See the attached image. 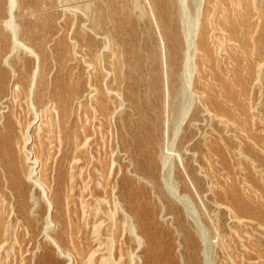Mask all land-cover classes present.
Instances as JSON below:
<instances>
[{"label":"rangeland","instance_id":"obj_1","mask_svg":"<svg viewBox=\"0 0 264 264\" xmlns=\"http://www.w3.org/2000/svg\"><path fill=\"white\" fill-rule=\"evenodd\" d=\"M104 1L4 0V8L0 11V138L6 131V121H12L13 130L11 150L0 146V264H183L180 255L189 253L178 245L176 227L179 223L185 224V228L189 224L192 227L198 225L209 240L229 242L224 249L217 246V255L216 252L213 254L217 264L228 262L225 252L232 254L236 264H264V50L258 52L253 46V39L263 31L264 0L259 1L261 9L259 6L250 8L247 50L241 45V38H228V31L221 27L222 22L227 27L229 20H238V6L233 10L231 5L237 0H224L217 7L219 10L216 8L214 29L209 38L211 45L214 44V55L211 62L203 60L204 70L207 68L210 72L203 70L206 72L203 79L202 73L197 74L199 69L195 71L191 87L193 92L201 95L203 102L198 103V117L183 127L177 139L180 140L187 131H192L195 136L185 143L186 147L173 148V152L180 154V160L175 159L180 172L176 169L172 180L163 183V188L167 187L164 190L169 191L168 187L174 185L179 192L178 199L167 196L173 207L164 200L160 202L157 194L149 186L143 187L145 183L138 179L133 186L121 182L123 175L133 172V163L120 143L117 126L121 117V121H138V114L125 94L131 91L132 85L129 76L131 55L125 51L117 54L118 49L122 50L121 44H115L106 33L109 31L106 23L95 26V30L90 27V21L100 19V11H94V5ZM125 1H128L131 22L137 31V47L145 56L144 45L150 38L159 53V31L163 30L150 14V5L146 0ZM198 2L187 0L185 9L179 8V31L183 36L194 24ZM177 4L179 7L180 0ZM207 4L210 5L204 0L201 16H197L202 20ZM223 4L227 9L222 8ZM151 9L157 17L152 1ZM226 15L228 20L225 21ZM84 28L92 32V37L101 45L98 43L93 50H87L77 42L75 37ZM242 30L243 27L238 25V31ZM197 52L199 58L201 51ZM97 64L102 70L100 85L104 92L110 90L108 102L114 100L117 103L113 102L114 107L118 105L115 112L109 113L108 119L101 115L95 118L90 102L88 104L83 96L87 91L98 92L93 84ZM158 68L161 78L165 79L164 67L159 64ZM62 79L70 84L65 91L59 82ZM74 82L80 96L73 103L76 124L89 122L87 143L79 142L81 148L87 146L89 149V155L86 154L89 164H82L84 155L73 157L71 105L68 103L60 110L56 101L73 90ZM146 87L142 83L138 92H149ZM206 92L213 93L212 101ZM203 103L211 109L206 110ZM216 104L221 108L219 111L213 107ZM84 105L89 107V112L82 111ZM173 129L174 125L169 127V137L173 135ZM99 162L104 164L106 178H98L95 172ZM7 165L17 170L16 184L22 187V199L7 173ZM75 165L77 178H72ZM86 171L91 175L90 178L87 175L82 184L78 176ZM93 173L96 179H93ZM94 186L100 189L98 194L94 193ZM146 206L154 209L159 228H153L147 221ZM161 208L167 218H162ZM178 218L181 221L177 224ZM152 232L154 239L147 237Z\"/></svg>","mask_w":264,"mask_h":264},{"label":"bare ground","instance_id":"obj_2","mask_svg":"<svg viewBox=\"0 0 264 264\" xmlns=\"http://www.w3.org/2000/svg\"><path fill=\"white\" fill-rule=\"evenodd\" d=\"M146 1H147L146 3H148L150 5V12H151L150 14L153 16L154 20L156 18V22L161 25L162 30H163V31H161V30L159 31V32H161L160 33V41H161V44H160L161 47L160 48H161V51L159 53L156 52V47L154 46V44L152 45V42H151L150 38L146 39V42H145V45H144V47L146 48V52L144 51L145 52V56H143V50L137 47V45H136L137 44L136 43V41H137V39H136L137 31H135V29H134L135 26L131 22L130 6L128 4V1H125V0H105L104 3H98V4L94 5V9L93 10L94 11H100V19H95L93 21V23L90 21V27L92 29H94L95 26H97V25L99 26V24H101V23H106L108 25V28H109V31L106 32V33L110 36V38H112L115 41L114 42L115 44H118V45L121 44L122 50H120L121 48L118 49L116 51L117 54H118L119 51H122V52L125 51L126 54H130L131 58H132L131 59L132 60V64H131V66H129L130 67L129 76L131 77V81H132V85L130 84L131 85V91L127 92V93L125 92V94L128 97L129 102L132 104L135 112L138 114V121L133 122L130 119H127L126 121L125 120L121 121V118H122L121 117L119 119V126H117V128L120 131V137H121L120 138L121 139L120 143H121L122 146H124L126 148V153H127L128 157H129V159L131 161V164L133 163L132 165H133V172L134 173L132 171H130V172H128V174L123 175L122 178H121V182L124 185L133 186L135 184L134 183L135 179H138L139 181L145 183V185L143 187L149 186L150 189L154 193L157 194V196L156 195L155 196L159 199L160 202L162 200H164V201L167 202L168 206L173 207L171 200L170 199L168 200L167 196H170V198H171V196H173V198L175 197V198L178 199L180 197V195H177L179 192H177V189L175 188L174 185H173V187H168L169 191L167 190L168 191L167 192L166 190H164V188L166 186L163 188V183L166 182L168 179H169V181L172 180L173 174L175 175V173H176V169H177L178 173L180 172V168L178 167L177 161L175 160L176 157H178V156L180 157V154L179 153L176 154V151L173 152V148L178 147V146H180V147L185 146V143L188 140H190L193 136H195V135H193L192 131L190 133H187L188 131L186 130L187 132H185L184 135L182 134L183 137L180 140H178L179 139L178 138L179 134H181V132L183 130V127L187 126V125L189 126L190 125V121L191 120L194 121L193 119L198 117L197 116L198 115L197 110L199 108V104L198 103L199 102H201V103L203 102V100L200 97L201 95L199 93L193 92V89H191V87L193 85V78H194L193 76H196V75H194V73L198 69H199V71H197L198 72L197 74L200 75V73H202L200 76L203 77V79L206 76V72L203 73V70H204V68H203L204 64L203 63L207 62V61L211 62L212 57L214 55L213 54L214 52H212V51H214V50H212V47L214 46V44L212 46L211 43H210V40H209L210 32H212V30L214 29V28H212V26L214 24L213 15H214L215 12H217L216 8L220 4H222L224 0H207L210 3V5L207 4L209 6H207L205 8V10H204L203 20H202L201 17L200 18L197 17L198 15L201 16V13H202L203 10L200 11V8L202 7V5L204 3V0H199L198 5L196 6L197 7L196 8L197 9V13H196V17L194 19L195 20L194 24L192 26L190 25L191 27L188 30L185 31L186 34L184 36L181 35V33L179 31V21L178 20L180 18V16H179V8L182 7V8L185 9L184 6H185V3L187 2V0H180L181 4H179V7H178V4H177V1H179V0H146ZM151 1L155 3V13H156L158 18L155 17L154 10L151 9ZM259 1L260 0H237L236 3H234V2L232 3L231 2L232 3L231 5L234 6L233 10H235V7L238 6V9H237L238 12H237V10L235 11V12H237L236 15L238 16V20H236V19L234 21L229 20L228 24H227L228 25L227 27L224 26L225 23H223V22L221 23V27L222 28L224 27V29H226L228 31L227 34L230 36L228 38H231L233 40H236V39L239 40V38H241V40H239V41H240L241 45L244 47L245 50H247V27H249V23H250L247 18H248V15H250V8L252 6H255L254 7L255 9H256V6H259L258 8L261 9V5L259 4ZM4 5H5L4 0H0V11L4 8ZM9 5H11L10 1H9ZM241 7H242V9H241ZM222 8L225 10V9H227V6L225 8L224 4H223ZM230 8H232V7H230ZM217 9L219 10V8H217ZM181 10H183V9H181ZM259 11L260 10H258V12ZM102 14H103V17H101ZM181 14L183 15V12H181ZM255 15H257V14L255 13ZM82 18H85V17L83 16ZM85 19H87V18H85ZM181 19H182V17H181ZM224 20L225 21L228 20V15L225 16ZM224 20L222 19V21H224ZM181 21H184V20L182 19ZM218 21H220V20H218ZM5 22L9 23L7 20ZM126 24H128L127 28H125ZM238 25L243 27V30L241 32L238 31ZM155 27H156V25H155ZM181 27H182V25H181ZM218 27H219V24H218ZM183 28H181V29H183ZM262 30L263 31L258 36V38L257 39H253L254 42L252 41L254 43L253 46H255L254 49H256V51H258V52H263V50H264V26H263ZM182 32H184V31H182ZM216 32H218V30ZM91 33L87 29L84 28V29H80L78 31V33H77V36L75 37L77 39V42H79L82 45H84L87 50H93L92 47H94L95 45H97L99 43L98 40H96L95 38L92 37ZM96 34H97V32H96ZM212 35H213V33H212ZM221 35H223V34H221ZM104 37H106V36H104ZM249 37H250V35H249ZM213 40L211 39V41H213ZM235 42L236 41H234V43ZM215 43H218V42H215ZM230 45H233V44H230ZM79 46H81V45H79ZM197 50L201 51V55L199 56V58H197L198 57ZM83 53L84 52H82V54ZM230 54H231V52H230ZM230 54H228V55L230 56ZM196 58H197V60H196ZM79 59H80V56H79ZM258 59H259V57H258ZM203 60H205V61L203 62ZM78 63H77V65H78ZM91 64H93V63H91ZM110 64L112 65L113 63H110ZM159 64H160V66L162 65V68L164 67L163 72L165 71V79L161 78V73H160V70L158 68ZM116 66H117V64L115 62V67ZM90 67H92V66H90ZM99 68L100 67L97 64L96 67H95V69H97V71L96 72L93 71V72H95L94 73L95 83H93V84L97 88L98 92L94 93V92H88L87 91V93L83 94V96L85 97V100L88 102V104L90 102L89 106L91 105L90 109L93 111L92 113L94 114L95 118L97 117L96 115H101V117H104V119L105 118L108 119L109 113L111 111L115 112L116 108H118L117 107L118 105L114 107V105H113V102L115 103L114 100L112 102L109 101L110 102V104H109L107 99L111 97L110 96V90H109V92H107V91L104 92L103 91V89H102V87L100 85V77H102V74H101L102 70H100ZM144 68L145 69L147 68L146 71H143ZM111 69H112V67H111ZM118 70H120V69H118ZM206 70H207V68H206ZM206 70H204V71H206ZM208 72H210V71H208ZM115 74H116V72H115ZM103 75H106V74H103ZM122 75H124V74H122ZM207 78H208V76H207ZM225 79H227V78H225ZM200 81L202 82V84H204L202 79ZM59 82L62 85L64 91H65V88L67 87V85H70L68 82L64 81L63 79L61 81H59ZM86 82H88V81H86ZM102 82H103V79H102ZM142 83L144 85L145 84L147 85L146 88L148 89L149 92H142V94H140L138 92L139 91V87H140V85ZM214 83H218V82H214ZM94 85H92V86H94ZM194 85H195V83H194ZM73 87H74L73 90L71 92H68L66 97L62 96L63 98L56 99V101L58 102V107H59L60 110L64 109V106L66 104H68V103L71 105V109L73 110L72 111L73 116L71 117L72 118V123H73V125H72L73 126L72 127L73 157L77 158V156L84 155L82 164H86V163L89 164L90 163L89 162V156H88L89 153H90L89 149L86 148L87 146L81 148L82 140H84V145L87 143V136L89 135V132H90L89 127H87V124L89 122L86 123V121H82L81 125H79V126L76 124V121H75V118H74L75 117V113H74L73 103H74L75 99L78 100V98L80 96L78 95L79 92H76V90H77L76 82H74ZM91 88H93V87H91ZM111 88L113 89L112 86H111ZM206 93L208 95V99L210 101H212L213 96H214L213 93L212 92H206ZM54 96H55V93H54ZM112 97H114V96H112ZM81 98H83V97H81ZM119 99H121V98H119ZM228 102H230V101H228ZM116 104L117 103H115V105ZM79 105H80V103H79ZM203 106L205 107L206 110H208V107L210 105L208 107H206L204 105V103H203ZM204 107H203V110H204ZM213 107L217 111H219L221 109L218 104L213 105ZM112 108H113V110H111ZM194 108H195V111H193ZM90 109H89L88 106L84 105L82 111H85V113H87V112H89ZM201 112H203V111H201ZM205 112H208V111H205ZM80 113L81 112H79L78 114H80ZM111 114L112 113H110V115ZM222 115L227 116L225 112H222ZM84 119H85V117H84ZM123 119H124V117H123ZM208 119H210V118H208ZM220 119H222V118L220 117ZM6 122H7L6 123V131H4V133L2 134V136L0 138V146L8 147V149L11 150V148H12V139H11L12 135H11V133H12V130H13V124H12V121H10V120H8ZM98 123H100V122H98ZM102 123H105V121H102ZM107 123H108V121H107ZM224 124H226V122ZM172 125H174L173 132H171L173 135H171V137H169L168 129ZM209 126H211V125H209ZM235 127H236V124H235ZM204 128H206V127H204ZM237 130H238V128H237ZM227 132H228V130H227ZM234 133H235V131H234ZM164 134H165V138H164ZM223 134H224V132H223ZM222 136H224V135H222ZM80 140H81V142H80ZM195 141H197V140H195ZM79 142L81 143L80 145H79ZM188 143H186V144H188ZM224 143L225 142H223V144ZM193 145H194V143L192 144V146ZM202 145H203V143H202ZM224 146H227V145L225 144ZM178 149H179V147H178ZM207 149H208V147H207ZM227 149H228V147H227ZM225 151H226V149H225ZM87 153H88V155H86ZM210 153H212V152H210ZM183 155H184V152H183ZM179 157H178V159H179ZM193 159H195V158H193ZM189 160H191V159H189ZM184 163H185V161H184ZM103 165L104 164H102L101 162L96 164V169H95L96 171L95 172L98 173V175H99L98 178H100V179L106 178V172L104 170ZM179 165H180V163H179ZM76 168H77V165L73 166L74 171H73L72 178H77L75 176ZM181 168L184 169V167H181ZM187 168H189V167H187ZM7 173L9 174L10 178L12 179V181H13V183L15 185V187H16L15 189L17 190L18 195L22 199L24 197V192L22 190V187L18 186L16 184L17 180H16L15 175L17 173V170L12 168V166L7 165ZM209 173H210V170H209ZM213 173H215V172H213ZM210 174H212V173H210ZM87 175L90 178L91 172L87 173V171H86V172H83V173L79 174L78 177L81 178L82 184L85 181ZM92 177H93V179L97 178V176L94 173L92 174ZM185 183H186V181H185ZM98 186H96V187L94 186V193H96V194H98L99 190H100V189H98ZM169 186H172V185L170 184ZM102 189H105V187H103ZM143 191L146 194L147 191L145 190V188L143 189ZM102 192H103V190H102ZM168 193L170 195H168ZM224 196H226V195H224ZM98 206L102 207V204L98 202ZM161 207H162V205H161ZM144 209H145L144 210L145 211L144 214H147V216H148L147 217V221L151 224V226H153V228L154 227L156 229H157V227L159 228L158 224L155 222L154 209L151 210V208H149L148 206L144 207ZM162 211H163V209L160 212H162ZM164 212L165 211H163V213L161 214V215H163L162 218L165 217L164 216L165 215ZM165 218H167V217H165ZM180 221H181L180 218H178L176 220V223L178 224ZM198 224L200 225V223H198ZM197 226L196 227H192L189 224V227L185 228L186 227L185 224L183 226L182 223H179L177 225V227H176L177 228V230H176L177 234L179 235L178 245L182 247L183 251L189 253L186 256H184V253L180 255L182 263L183 264H217V262H215V260L217 261V259H216L217 257L213 259V254H215V252H216L215 250H217L216 248L222 247L224 249V247L227 246L226 244H229V242L226 243L224 241V239H221V241L219 242L217 240H214L215 238L209 240L206 237V235H203L201 233L202 230H200ZM178 228H179V230H178ZM154 236H155V234H153V232H152L147 237L148 238L151 237L152 239H154ZM238 237H240V236H238ZM217 242H218V244H217ZM242 242H243V240H242ZM240 243H241V241H240ZM228 247H231V246L229 245ZM235 253H234V255H237ZM244 253H246V252H244ZM215 255H217V252H216ZM225 255H226V260H228V262L226 261L223 264H230V261L232 262V264H236V262L234 261V258L232 257V254H229L228 252L227 253L225 252ZM249 255H251V254H249ZM97 258H98V256H97ZM100 259H101V257H100ZM240 260H241V258H240ZM67 264H69V262ZM98 264H99V262H98Z\"/></svg>","mask_w":264,"mask_h":264}]
</instances>
